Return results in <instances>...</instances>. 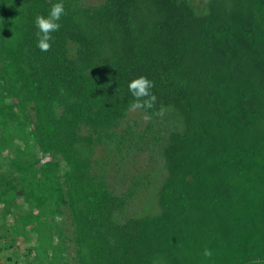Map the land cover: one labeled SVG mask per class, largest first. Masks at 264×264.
Segmentation results:
<instances>
[{"label":"trees","instance_id":"16d2710c","mask_svg":"<svg viewBox=\"0 0 264 264\" xmlns=\"http://www.w3.org/2000/svg\"><path fill=\"white\" fill-rule=\"evenodd\" d=\"M57 2L0 0L5 264H264V0H63L41 51Z\"/></svg>","mask_w":264,"mask_h":264},{"label":"clouds","instance_id":"9594fccd","mask_svg":"<svg viewBox=\"0 0 264 264\" xmlns=\"http://www.w3.org/2000/svg\"><path fill=\"white\" fill-rule=\"evenodd\" d=\"M65 6L63 0L53 4L48 16L37 15L35 18L36 46L41 51H48L52 47L53 33L58 32L61 28V17L65 15ZM128 91L131 93L133 100L129 104L131 111H143L151 113L157 105V98L153 94L155 85L145 76L136 77L128 82ZM204 256H211L209 249L204 250Z\"/></svg>","mask_w":264,"mask_h":264},{"label":"rangeland","instance_id":"374dc122","mask_svg":"<svg viewBox=\"0 0 264 264\" xmlns=\"http://www.w3.org/2000/svg\"><path fill=\"white\" fill-rule=\"evenodd\" d=\"M129 118L132 120V121H136L137 122V129H142L145 125H146V122H145V119H142V118H139V116L134 112V111H132V112H130L129 113ZM130 120V121H131ZM130 124H132V123H130ZM152 147V146H151ZM148 153L149 152H146V153H144V154H142L140 157V159L138 160V166L137 167H139L140 169H145V166L147 165V164H149L150 163V161H152L151 159H149L148 157H147V155H148ZM155 158V157H154ZM152 190V191H151ZM151 193H154V191H155V188L153 187V188H151ZM150 193V194H151ZM149 196L151 197V195H148V197L147 198H145L143 201H141L140 200V205H141V207L143 208V206L142 205H146V206H148V204H149ZM143 204H142V203ZM19 243V241L18 242H16V244H18ZM4 258H5V256H3V255H1L0 254V263L1 264H5V262H4Z\"/></svg>","mask_w":264,"mask_h":264}]
</instances>
